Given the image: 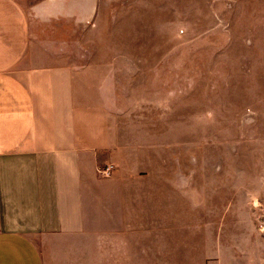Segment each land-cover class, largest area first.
Wrapping results in <instances>:
<instances>
[{
    "label": "rangeland",
    "instance_id": "obj_1",
    "mask_svg": "<svg viewBox=\"0 0 264 264\" xmlns=\"http://www.w3.org/2000/svg\"><path fill=\"white\" fill-rule=\"evenodd\" d=\"M81 43L114 163L169 183L138 260L264 264V0H98Z\"/></svg>",
    "mask_w": 264,
    "mask_h": 264
},
{
    "label": "crops",
    "instance_id": "obj_2",
    "mask_svg": "<svg viewBox=\"0 0 264 264\" xmlns=\"http://www.w3.org/2000/svg\"><path fill=\"white\" fill-rule=\"evenodd\" d=\"M97 8L0 0V264L152 263L136 234L158 231L169 183L114 163L108 110L79 63Z\"/></svg>",
    "mask_w": 264,
    "mask_h": 264
},
{
    "label": "built area",
    "instance_id": "obj_3",
    "mask_svg": "<svg viewBox=\"0 0 264 264\" xmlns=\"http://www.w3.org/2000/svg\"><path fill=\"white\" fill-rule=\"evenodd\" d=\"M113 171V165L112 164H106L102 168L99 169V172L104 176H111Z\"/></svg>",
    "mask_w": 264,
    "mask_h": 264
}]
</instances>
